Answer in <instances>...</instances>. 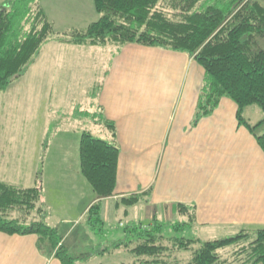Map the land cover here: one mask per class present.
I'll use <instances>...</instances> for the list:
<instances>
[{"label": "crops", "instance_id": "crops-1", "mask_svg": "<svg viewBox=\"0 0 264 264\" xmlns=\"http://www.w3.org/2000/svg\"><path fill=\"white\" fill-rule=\"evenodd\" d=\"M5 1L0 0V6ZM40 4L57 32L86 27L98 16H92L96 12L92 0H40ZM47 41L46 45L51 44L59 53L68 46L78 47L75 61L85 66L89 75L86 87L90 89L87 97L96 99L97 108L79 111H100L115 125V142L120 149L117 182L115 194L102 204L104 221L110 208L119 210L125 205L120 197L147 191L138 202L162 205L171 217L180 216L174 210L177 203L193 206L195 228H233L239 232L264 227V152L253 133L238 125L236 105L225 97L211 114L192 123L203 77V69L193 58L184 52L137 43L115 47ZM107 49L106 60L100 58ZM45 51L50 52V48ZM79 117L88 119L94 128H103L107 139L111 138L102 124ZM56 134L62 140H72V146H54L43 155L42 202L45 222L65 243L64 238L85 218L95 194L80 169L79 126L62 125L53 136ZM0 153V180L31 187L41 169L34 172L30 184H17L25 179L24 166L15 161L19 156ZM37 241L33 234L0 232V264H18L20 257H28L24 264H60L53 261L52 254L46 261ZM105 254L91 255L90 259Z\"/></svg>", "mask_w": 264, "mask_h": 264}, {"label": "trees", "instance_id": "trees-1", "mask_svg": "<svg viewBox=\"0 0 264 264\" xmlns=\"http://www.w3.org/2000/svg\"><path fill=\"white\" fill-rule=\"evenodd\" d=\"M96 21L83 28L55 31L40 0H6L0 6V92L22 76L40 46L47 40L84 45L127 43L154 46L188 54L203 69L192 123L211 114L221 98L236 105L238 125L253 133L264 152V132L242 116L249 105L264 114V4L258 0H92ZM77 116L94 119L110 132L99 138L80 128L79 161L95 201L86 212V223L103 224L105 199L113 196L117 182L119 146L115 125L100 111H78ZM39 170L34 184L23 188L0 180V232L37 236L39 249L48 248L60 264H76L78 259L128 249L134 264H264V227L243 228L232 236L211 240L187 238L183 233L195 223L193 206L177 203L182 216L176 221L155 218L147 223L130 221L122 235L109 246H99L82 256L72 255L61 235L45 222ZM147 191L120 197L125 205L136 204ZM101 247V248H100ZM40 249V250H41Z\"/></svg>", "mask_w": 264, "mask_h": 264}, {"label": "rangeland", "instance_id": "rangeland-1", "mask_svg": "<svg viewBox=\"0 0 264 264\" xmlns=\"http://www.w3.org/2000/svg\"><path fill=\"white\" fill-rule=\"evenodd\" d=\"M258 1L264 4V0ZM95 14L96 12H92V16ZM97 17H92L93 19L90 20H96ZM56 30L58 29L55 28ZM47 42L40 46L38 54L25 73L11 81L6 89L0 92V151L4 155L15 158L19 156L15 161L16 164L24 166L22 176L25 179L16 182L21 185L32 182L38 167L41 169L39 170L41 185L44 175L43 155L54 146H72V140H62L57 134L53 136L57 127L74 125L77 128L79 126V128L90 130L99 138L107 139V132L103 128H94L88 119L75 117L79 109H89V111L97 109L96 99L87 97L90 89L86 87L89 84V75L85 73V66L75 61L79 58L75 49L78 47L68 46L59 53L49 46L51 44L46 45ZM258 45L264 51V38L258 39ZM47 47L50 48V52L45 51ZM108 55L109 49L107 53L104 51V54L101 53L99 57L106 60ZM229 101L232 100L229 99ZM242 116L254 125L263 119L264 114L257 105H249L242 111ZM254 131L256 134L263 133L264 122L256 126ZM123 210L126 211L123 212ZM168 215V211L166 214L162 205L147 204L145 200L130 206L123 205L119 210L110 208L109 218L103 224L92 227L86 224L84 218L79 226L64 238V245L70 254L84 256L91 251L96 252L99 246L111 245L113 238L118 234L122 235V226L130 221L147 223L154 216L162 221L174 222L182 219L181 215L178 218ZM235 230L220 227L199 229L193 224L191 228H187L179 235L207 240L234 235L237 232ZM41 255L46 261L52 259L50 251L44 246H42ZM25 259L20 257L18 264H24ZM135 259L136 257L128 249L122 248L103 256L78 259L76 264H134ZM53 261L58 263L56 258Z\"/></svg>", "mask_w": 264, "mask_h": 264}]
</instances>
